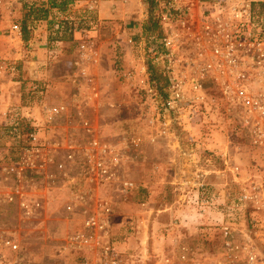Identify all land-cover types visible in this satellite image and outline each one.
<instances>
[{"label":"rangeland","instance_id":"obj_1","mask_svg":"<svg viewBox=\"0 0 264 264\" xmlns=\"http://www.w3.org/2000/svg\"><path fill=\"white\" fill-rule=\"evenodd\" d=\"M160 1L154 14L161 37ZM90 5L71 13L73 19H51L46 36L52 49L37 55L40 59L34 55L30 41L44 40L39 37L40 31L35 34L32 24L27 41L22 34L9 39L5 27H0V58L14 61V81L20 82L14 84V104L54 106L63 101L71 107L87 106L88 117L97 125L101 138L123 149L126 171L135 189L125 199L113 198L117 203L112 243L128 261L126 264H216L223 254V228L232 226L245 232L254 215L251 207L239 211L234 203L243 189L257 183L264 187V152L251 148L231 124L215 88L209 90L210 115L200 113L193 123L189 122L188 112L168 107L167 76L163 65L155 62L158 45L148 43L143 36L149 0L143 5L123 2V7L132 11L130 17L104 19L97 25V9H89ZM0 6L8 16L5 20L21 25L14 2L4 0ZM253 9L264 14V4L254 5ZM129 28L131 33L124 34ZM59 41L71 44L61 49L57 47ZM81 58L86 63L77 65L76 60ZM38 60L45 64L35 67L33 62ZM149 61L158 70V82L150 80ZM79 68L81 74L87 72L94 78L91 88L95 86L97 97H86L91 88L83 79L80 86L77 84L83 97L71 95L75 89L69 81L65 92L54 89L59 80H68V75L77 74ZM44 72H51L52 84L38 79L37 73ZM49 85L53 91L45 97L32 90L37 86L48 92ZM163 130L166 136L161 135ZM133 138H141L143 144L133 145ZM2 146L10 149L13 145L4 141ZM9 190L10 186H0V236L14 241V202L7 200ZM59 227L54 222L20 227L22 250L26 253L23 264L28 260L38 264H81L80 256L62 255L61 241L44 239L53 236ZM183 250L191 252L187 262L180 259ZM14 259V249L0 247V264H15Z\"/></svg>","mask_w":264,"mask_h":264},{"label":"built area","instance_id":"obj_2","mask_svg":"<svg viewBox=\"0 0 264 264\" xmlns=\"http://www.w3.org/2000/svg\"><path fill=\"white\" fill-rule=\"evenodd\" d=\"M90 4L93 10L98 1ZM257 4L264 0H161L164 32L154 42L155 62L167 76L168 107L188 112L193 123L200 113L210 115L209 90L215 88L231 124L251 148L264 152V14L253 9ZM5 17L0 6V27L14 40L21 27ZM15 72L14 61L0 58V186H10L7 200L14 202L16 225L14 241L0 236V247L14 249V263L23 264L20 227L54 222L60 227L44 239L61 241L62 255L80 256L81 264L128 263L112 243L113 198L125 199L135 189L123 149L101 138L87 106L14 104V84L20 85ZM32 90L48 93L37 86ZM87 94L97 97L95 86ZM4 141L13 146L4 149ZM132 144L140 147L143 141L133 138ZM234 207H251L254 215L245 232L223 228V254L216 264H264V187L243 189ZM191 256L183 250L180 259Z\"/></svg>","mask_w":264,"mask_h":264},{"label":"crops","instance_id":"obj_3","mask_svg":"<svg viewBox=\"0 0 264 264\" xmlns=\"http://www.w3.org/2000/svg\"><path fill=\"white\" fill-rule=\"evenodd\" d=\"M98 1V6H97V11L95 12V16L94 18H96L94 20V22L96 23H99V22H102L104 19H126L128 17V13H131L130 10H127L128 8H125L123 7V2L122 0H97ZM24 2H28L29 4H37V5H41V4H44V5H47L48 3V0H14V4H15V7L16 8V13L15 15L16 16H21V6L20 4ZM92 3V0L88 1V2H82V1H77V0H74L72 3H70V7L68 10H65V11H62L60 9H57V10H52V12L50 11V19H52L53 17H56L57 19H68V18H71L73 19L72 17V14L71 13H76V11H78L79 8H83L85 5L87 4H90ZM132 15V14H130ZM129 15V17H130ZM33 28H34V31H35V34L37 35L38 32L40 31V33H42V35H38L39 37H41L44 41L42 42H38L36 41V39H33L32 41H30V44L33 46V49H34V55H40L42 54L43 52H45L46 49H52V45L48 42V38L46 36V33L47 31L49 30L48 28V21H45V20H39L38 22H34L33 24ZM46 29V31H45ZM79 32L76 31V33ZM124 34H130L131 33V28L129 29H126L123 31ZM78 34V33H77ZM77 37V36H75ZM45 38H46V42H45ZM122 38L124 40L125 39V35H122ZM77 39V38H76ZM68 44L70 45L71 43H66V42H63V41H59L58 42V46L59 48H65L68 46ZM125 44V42L123 43ZM19 51V50H18ZM17 51V53H18ZM51 52V51H50ZM39 57L40 59V56H37ZM38 59V58H37ZM43 59V58H42ZM41 60H38V62L34 61L33 63L35 64V67H38V66H42L44 65V60H42V62H40ZM94 61L96 62H99V59H95ZM80 63H83L81 62V59H77L76 60V64H79ZM84 63L85 60H84ZM41 69V67H40ZM73 73V71H72ZM86 73V76H87V80L90 79L92 82L94 81V78L92 79L91 76L87 73V72H84V74ZM32 74V73H31ZM83 74H81V71H80V68L78 69V73L77 74H74V75H68V80L65 78V79H62V80H59V82L55 85L54 89L56 88L57 91L59 92H65L64 91V88L67 87V81H69V85H72L73 88L75 89L73 91V93H71V95H76L77 98L80 96V97H83V92L81 93V89L80 91L78 90L79 89V86L81 85V79L83 78L82 76ZM37 77L40 81H46L49 82L50 84H52L53 82V78H52V74L51 72L47 73V72H44V73H37ZM83 80H85L87 83L88 81L86 80V78H84ZM79 84V86L77 85ZM51 89V90H50ZM53 91V88L50 87V85L48 86V93H52ZM55 104L57 105H67L66 103H63V101H60V102H55Z\"/></svg>","mask_w":264,"mask_h":264},{"label":"trees","instance_id":"obj_4","mask_svg":"<svg viewBox=\"0 0 264 264\" xmlns=\"http://www.w3.org/2000/svg\"><path fill=\"white\" fill-rule=\"evenodd\" d=\"M74 0H48L47 5L41 4L37 5L24 3L21 10V30L22 37L25 41L28 40L29 34L31 32V24L39 20L48 21L50 28L52 26V20L50 19V10L53 8L60 9L62 11L66 10L67 6ZM157 6V0H149V18L146 22L143 30V36L148 43L155 41L154 39L160 37L162 31L159 26L158 19L155 18V9ZM67 23H65L66 25ZM148 71L150 74V80L152 83L159 81V73L157 68L149 61ZM20 79L21 77L18 76Z\"/></svg>","mask_w":264,"mask_h":264}]
</instances>
